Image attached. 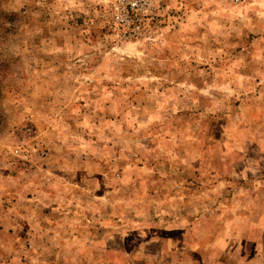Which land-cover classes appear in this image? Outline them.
I'll return each instance as SVG.
<instances>
[{
	"label": "rangeland",
	"instance_id": "rangeland-1",
	"mask_svg": "<svg viewBox=\"0 0 264 264\" xmlns=\"http://www.w3.org/2000/svg\"><path fill=\"white\" fill-rule=\"evenodd\" d=\"M0 4V264L264 257V0Z\"/></svg>",
	"mask_w": 264,
	"mask_h": 264
},
{
	"label": "crops",
	"instance_id": "crops-1",
	"mask_svg": "<svg viewBox=\"0 0 264 264\" xmlns=\"http://www.w3.org/2000/svg\"><path fill=\"white\" fill-rule=\"evenodd\" d=\"M253 110H255V108L253 109L249 108V111H253ZM260 111H261V115H257L256 117H254V115H249V118L251 120L250 122H252L254 119H256L255 121L263 119L262 115H264V105L261 107ZM255 124H258V123H255ZM249 136L254 137L255 139L262 140L264 139V131L256 130L255 133H251L249 134ZM261 154L264 155V148L261 149ZM251 166L254 167L255 165L249 164V172H250ZM255 171H262V172L258 176H256L255 174L249 173V183H247V190H246V194L249 196V203H253V204L264 202V165L262 164V165L255 166ZM251 172L253 171L251 170ZM257 218H260L262 222H264V212L262 213H257L254 211L249 212V219L252 220V219H257ZM262 232H263V229L260 232L257 231V234L259 233L261 234ZM260 246L261 245L259 246L256 245V247L253 249L264 250V245L262 246V248ZM263 258L264 257L262 255H256L254 257H249V264H264Z\"/></svg>",
	"mask_w": 264,
	"mask_h": 264
},
{
	"label": "trees",
	"instance_id": "trees-1",
	"mask_svg": "<svg viewBox=\"0 0 264 264\" xmlns=\"http://www.w3.org/2000/svg\"><path fill=\"white\" fill-rule=\"evenodd\" d=\"M17 19V14L6 12L3 10L0 4V39L4 33H7V31L10 29L7 24L15 25Z\"/></svg>",
	"mask_w": 264,
	"mask_h": 264
},
{
	"label": "built area",
	"instance_id": "built-area-1",
	"mask_svg": "<svg viewBox=\"0 0 264 264\" xmlns=\"http://www.w3.org/2000/svg\"><path fill=\"white\" fill-rule=\"evenodd\" d=\"M132 5H133V7H134V8H136V7L138 6V3H137V2H133V4H132ZM133 7H132V10H134V8H133ZM134 16H135V15H133V17H134Z\"/></svg>",
	"mask_w": 264,
	"mask_h": 264
}]
</instances>
